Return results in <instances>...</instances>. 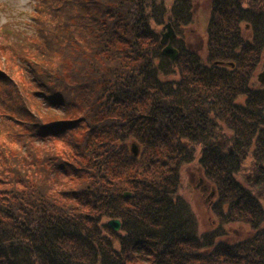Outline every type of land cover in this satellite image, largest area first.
Segmentation results:
<instances>
[{"label":"trees","instance_id":"trees-1","mask_svg":"<svg viewBox=\"0 0 264 264\" xmlns=\"http://www.w3.org/2000/svg\"><path fill=\"white\" fill-rule=\"evenodd\" d=\"M199 3L33 0L29 33L0 25V264H264V0H207L204 57ZM193 160L205 231L180 193Z\"/></svg>","mask_w":264,"mask_h":264},{"label":"rangeland","instance_id":"rangeland-1","mask_svg":"<svg viewBox=\"0 0 264 264\" xmlns=\"http://www.w3.org/2000/svg\"><path fill=\"white\" fill-rule=\"evenodd\" d=\"M32 1L33 0H0V25L6 24L9 26V31L14 29L16 32L23 30L26 31V33H29L32 30V27L28 24V20H30L29 11L32 8ZM199 1L200 3L196 11L195 22L191 27L185 29V34L188 37L187 40L189 44L193 48H196L204 57L205 35L209 10L206 6L207 0ZM161 31L165 32V29ZM263 63L264 55L256 70V79L258 74L263 70ZM229 149L232 152L231 148ZM198 150L199 149L196 151L197 156L199 154ZM248 164L249 160L246 159L244 165L247 166ZM259 190H264V184L253 187L254 192H258ZM212 192V187L203 178L201 170L199 169V164L196 163V160L182 166L180 173V193L185 195L191 204L197 216L199 224L198 228L200 231L211 229L216 226L217 223L210 211V203L214 197V193ZM260 195V201L264 206V193H261ZM229 229L234 232V234H232L229 238V240L232 241H236L250 234L247 230H243V228L239 226H233Z\"/></svg>","mask_w":264,"mask_h":264},{"label":"water","instance_id":"water-1","mask_svg":"<svg viewBox=\"0 0 264 264\" xmlns=\"http://www.w3.org/2000/svg\"><path fill=\"white\" fill-rule=\"evenodd\" d=\"M165 29V32H161L160 34V44L163 45L161 53L168 57L171 64L175 65V59L178 55V51L175 47L172 45V41L175 38V32L172 28L171 24L169 22H166L162 26V30ZM257 79L264 84V63H263V70L258 74ZM130 150L133 153L134 156L138 154V148L136 144L132 143L130 146ZM130 192H124V196H129ZM107 224L113 228L114 230H119L120 227V221L118 219H110L107 221Z\"/></svg>","mask_w":264,"mask_h":264}]
</instances>
